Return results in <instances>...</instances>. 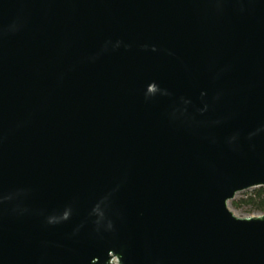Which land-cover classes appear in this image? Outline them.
<instances>
[{
  "label": "water",
  "instance_id": "95a60500",
  "mask_svg": "<svg viewBox=\"0 0 264 264\" xmlns=\"http://www.w3.org/2000/svg\"><path fill=\"white\" fill-rule=\"evenodd\" d=\"M264 0H0V264H264Z\"/></svg>",
  "mask_w": 264,
  "mask_h": 264
},
{
  "label": "trees",
  "instance_id": "16d2710c",
  "mask_svg": "<svg viewBox=\"0 0 264 264\" xmlns=\"http://www.w3.org/2000/svg\"><path fill=\"white\" fill-rule=\"evenodd\" d=\"M240 199L231 202V207L236 210H247L249 213L264 214V187L242 193Z\"/></svg>",
  "mask_w": 264,
  "mask_h": 264
},
{
  "label": "rangeland",
  "instance_id": "374dc122",
  "mask_svg": "<svg viewBox=\"0 0 264 264\" xmlns=\"http://www.w3.org/2000/svg\"><path fill=\"white\" fill-rule=\"evenodd\" d=\"M248 191H252V190H248ZM248 191H245V192H248ZM244 193V192H243ZM243 196L242 193H239L237 196H236V199H240L241 197ZM231 209L238 214V216H243V217H248V216H253V215H259L260 213H249L247 210H236V209H233L231 207Z\"/></svg>",
  "mask_w": 264,
  "mask_h": 264
},
{
  "label": "bare ground",
  "instance_id": "6f19581e",
  "mask_svg": "<svg viewBox=\"0 0 264 264\" xmlns=\"http://www.w3.org/2000/svg\"><path fill=\"white\" fill-rule=\"evenodd\" d=\"M234 213H235V212H234ZM235 215H236V216H238V214H237V213H235Z\"/></svg>",
  "mask_w": 264,
  "mask_h": 264
}]
</instances>
